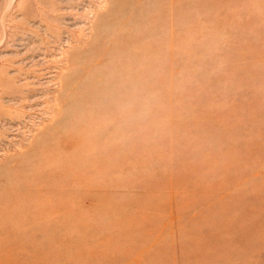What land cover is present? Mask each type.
Returning <instances> with one entry per match:
<instances>
[{
	"label": "rangeland",
	"instance_id": "rangeland-1",
	"mask_svg": "<svg viewBox=\"0 0 264 264\" xmlns=\"http://www.w3.org/2000/svg\"><path fill=\"white\" fill-rule=\"evenodd\" d=\"M0 264H264V0H0Z\"/></svg>",
	"mask_w": 264,
	"mask_h": 264
}]
</instances>
